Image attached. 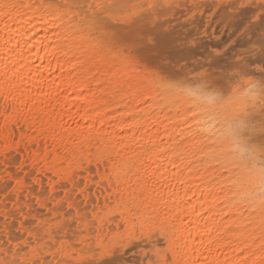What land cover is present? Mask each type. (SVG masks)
<instances>
[{"label":"rangeland","instance_id":"rangeland-1","mask_svg":"<svg viewBox=\"0 0 264 264\" xmlns=\"http://www.w3.org/2000/svg\"><path fill=\"white\" fill-rule=\"evenodd\" d=\"M51 7L75 17V59L101 77L100 95L144 125L155 115L170 124L174 148L139 168L137 160L105 163L85 149L68 155L70 175L42 177L39 195L7 201L0 188V264H89L115 248L121 264H182L164 208L144 194L151 170L162 167L209 186L202 199L216 201L215 214L224 212L225 192L236 199L239 179L256 178V203L243 201L240 214L257 250L264 242V0H55ZM98 14L106 28L94 26ZM73 175L80 187L69 200L62 185Z\"/></svg>","mask_w":264,"mask_h":264},{"label":"bare ground","instance_id":"bare-ground-1","mask_svg":"<svg viewBox=\"0 0 264 264\" xmlns=\"http://www.w3.org/2000/svg\"><path fill=\"white\" fill-rule=\"evenodd\" d=\"M53 1L0 0L7 5L0 7V188L7 201L39 195L42 177L68 176L71 153L77 157L87 149L91 156L105 157V163L127 157L128 162L137 160L139 168L152 155L154 163H159L163 153L174 148L166 134L170 124H162L155 115L144 125L141 115L116 113L108 97L100 95L106 89L101 87V77L76 62L77 37L71 35L75 24L68 23L73 17L60 19L64 14L55 13ZM107 90L110 93L113 87ZM22 138L27 149L19 143ZM21 161L29 174L26 182L23 175L19 182L15 179ZM151 174L152 185L146 186L144 194L148 202L164 208L173 226L169 239L179 249L176 257H183L182 264H240L250 255L240 256L242 250L252 246L256 251V235L243 230L240 214L243 201L256 203L252 175L247 182L238 180L234 201L232 192L223 194L224 212L215 214L216 201L202 199L209 186L197 188L196 179L190 182L184 174L165 167ZM127 176L128 172L121 178ZM31 177H39V182L33 184ZM165 178L169 182L164 183ZM161 180L166 186L160 190L154 183Z\"/></svg>","mask_w":264,"mask_h":264},{"label":"snow or ice","instance_id":"snow-or-ice-1","mask_svg":"<svg viewBox=\"0 0 264 264\" xmlns=\"http://www.w3.org/2000/svg\"><path fill=\"white\" fill-rule=\"evenodd\" d=\"M0 7H7V5L0 4ZM43 7V6H41ZM58 8H64V7H71L70 5H58ZM79 7H83V5H79ZM91 7V6H90ZM100 7H103L101 5ZM65 16H61L60 19H65ZM68 23L71 25L75 23V17H73L71 20H68ZM94 26L97 29L100 28H106L108 26V21L103 17L102 14H98L96 17H94ZM18 46V45H17ZM19 143L25 144V149H27L28 145L25 143L23 138ZM21 175L24 177V181L26 182L29 179V174L27 173L26 169L23 167V161H21V167L17 170V173L15 174V179L19 182L21 179ZM11 179V177H9ZM33 184L36 183V180L39 179V177H31ZM53 182H55V177H53ZM68 184H73V187L69 190ZM63 189L65 190V195L67 199L72 198V193L76 191L77 188H79V184L76 183L75 175L70 176L67 178V180L62 185ZM70 215V213H69ZM262 240H264V237H262ZM29 241L31 242V236L29 237ZM255 243V241L253 242ZM21 251H25V249H21ZM250 253V255L245 257V260L240 262V264H264V242L260 243L259 248L256 251L252 250V246H249L248 248L242 250L239 255L245 256V253ZM38 253V250H37ZM119 249L115 248L111 252H101L100 256L97 258H94L92 261L89 262V264H121V257L118 254ZM19 253H15V255H18ZM5 264H9V262L5 261ZM10 264H18V262L13 259ZM25 264H40L38 260H27ZM165 264H167V261H165Z\"/></svg>","mask_w":264,"mask_h":264}]
</instances>
